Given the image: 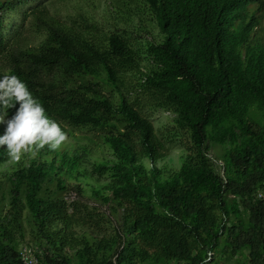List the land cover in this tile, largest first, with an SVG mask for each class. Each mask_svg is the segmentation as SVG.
<instances>
[{
    "label": "trees",
    "instance_id": "16d2710c",
    "mask_svg": "<svg viewBox=\"0 0 264 264\" xmlns=\"http://www.w3.org/2000/svg\"><path fill=\"white\" fill-rule=\"evenodd\" d=\"M31 1L0 0V76L17 75L65 140L18 161L0 148V264H23L24 246L38 264H264V0H119L120 31L66 0L79 2L73 17L30 10L35 44L14 17ZM133 32L151 34L145 59ZM127 73L174 114L189 143L178 167L124 95ZM86 128L104 132L99 143L76 135Z\"/></svg>",
    "mask_w": 264,
    "mask_h": 264
},
{
    "label": "rangeland",
    "instance_id": "374dc122",
    "mask_svg": "<svg viewBox=\"0 0 264 264\" xmlns=\"http://www.w3.org/2000/svg\"><path fill=\"white\" fill-rule=\"evenodd\" d=\"M64 1L66 0H36L31 1L22 5H17V12L25 14V15H15V19L20 22V25H23L25 29V35H27L30 44H35L39 41L40 34L35 31L34 24V18L31 15L30 10L33 8H36L40 5H46L51 14L57 16L66 18L69 16V13L72 14V17L74 16L73 13V7H78L79 2L75 1V4L67 3L65 4ZM126 2L131 3V6L135 8V5H139L138 0H125ZM82 4V8H79L81 12H87L89 14H86L87 17L90 19H95L97 21L102 22L104 25L103 28L105 29H113L120 31L119 28L112 27L114 24L119 25L120 27L124 28V26L121 24L120 20H115L114 15L115 13H118V10H116V7L121 5V2L119 0H81L80 2ZM73 5V6H71ZM85 15V16H86ZM24 16V17H23ZM108 21V22H107ZM107 23H111L110 26H106ZM4 25V31L7 34V36L11 35L14 29V22H12V19H5L3 21ZM261 30L264 36V15L261 18L260 22ZM151 31H154L153 28L149 27V25L146 26ZM155 33V32H154ZM132 41L136 48H138L139 53L142 56V59H145L144 49H145V43L146 39L151 37V34L141 33L138 34L137 32L131 33ZM1 61V58H0ZM142 81L140 80V76L138 73H127L125 76L124 86L122 88L124 95L130 100V102L141 112L143 116H145L151 123L153 124L155 128L156 135L160 139L161 143L164 145V158L166 163L170 167H178L179 166V158L184 153L185 148L189 146V143L187 142L185 136L180 133L176 127L175 123L173 122L174 114L170 111H167L163 108L157 107L153 104V102L148 98V94L146 91L143 90L141 86ZM68 85H74L73 82L68 83ZM101 90L103 93H106L108 96L117 97V92L113 90L112 87H110L106 83H101ZM104 134L102 130L99 129H83L78 130L76 135H81V140L86 141V138H89L91 143H99L101 140V136ZM72 141H74L72 138H70ZM221 149L219 146H216L212 150V158L213 162L215 164V168L219 170V160L215 159V156L220 157ZM5 170H0V179L3 176ZM7 181L4 180L2 184H0V207L4 210L7 209ZM67 199V198H66ZM91 201V200H90ZM104 207H98V210L100 213L105 212ZM69 211H72L69 209ZM108 212V211H106ZM105 212V213H106ZM102 230L104 232H110L112 229L110 226H102ZM24 245H29L28 243H24ZM241 261L244 260L242 257L240 259ZM214 261L216 260H210V264H237L236 260L234 259H225L223 256L217 261V263ZM172 264H178V263H172Z\"/></svg>",
    "mask_w": 264,
    "mask_h": 264
},
{
    "label": "clouds",
    "instance_id": "9594fccd",
    "mask_svg": "<svg viewBox=\"0 0 264 264\" xmlns=\"http://www.w3.org/2000/svg\"><path fill=\"white\" fill-rule=\"evenodd\" d=\"M64 140L60 125L45 114L27 85L17 75L0 76V148L18 161L45 146L55 151Z\"/></svg>",
    "mask_w": 264,
    "mask_h": 264
},
{
    "label": "built area",
    "instance_id": "2783aa9c",
    "mask_svg": "<svg viewBox=\"0 0 264 264\" xmlns=\"http://www.w3.org/2000/svg\"><path fill=\"white\" fill-rule=\"evenodd\" d=\"M258 196L264 200V190L258 193ZM20 258L23 264H38L39 260L31 247L24 246L20 251Z\"/></svg>",
    "mask_w": 264,
    "mask_h": 264
}]
</instances>
